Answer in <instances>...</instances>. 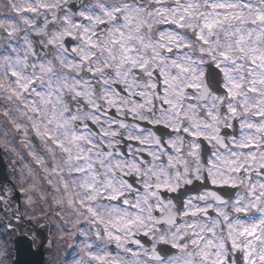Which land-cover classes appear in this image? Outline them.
Listing matches in <instances>:
<instances>
[{"label": "snow or ice", "instance_id": "6c2138e0", "mask_svg": "<svg viewBox=\"0 0 264 264\" xmlns=\"http://www.w3.org/2000/svg\"><path fill=\"white\" fill-rule=\"evenodd\" d=\"M0 156V264H264V0H0Z\"/></svg>", "mask_w": 264, "mask_h": 264}, {"label": "water", "instance_id": "95a60500", "mask_svg": "<svg viewBox=\"0 0 264 264\" xmlns=\"http://www.w3.org/2000/svg\"><path fill=\"white\" fill-rule=\"evenodd\" d=\"M5 178V167L3 166V164H1V170H0V180L4 179ZM31 258L33 257H29L26 259V262L28 261V263L26 264H30L29 263V260H32ZM49 260V259H48ZM39 261V260H38ZM25 263V262H24ZM46 264V263H45Z\"/></svg>", "mask_w": 264, "mask_h": 264}, {"label": "bare ground", "instance_id": "6f19581e", "mask_svg": "<svg viewBox=\"0 0 264 264\" xmlns=\"http://www.w3.org/2000/svg\"><path fill=\"white\" fill-rule=\"evenodd\" d=\"M38 248H39V246H37L36 242L35 243L32 242V249L35 251Z\"/></svg>", "mask_w": 264, "mask_h": 264}, {"label": "rangeland", "instance_id": "374dc122", "mask_svg": "<svg viewBox=\"0 0 264 264\" xmlns=\"http://www.w3.org/2000/svg\"><path fill=\"white\" fill-rule=\"evenodd\" d=\"M5 159L8 160L7 156H5ZM25 231H26V230H25ZM21 245H22V244H21ZM18 246H19V244H18ZM15 254H16V253H14V255H15ZM46 255H47L46 257H48V258L50 257V254H49V252H48L47 250H46ZM49 259H50V258H49Z\"/></svg>", "mask_w": 264, "mask_h": 264}]
</instances>
